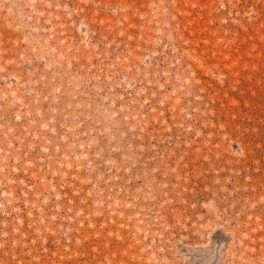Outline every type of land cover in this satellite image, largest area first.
I'll return each instance as SVG.
<instances>
[{"label": "rangeland", "instance_id": "374dc122", "mask_svg": "<svg viewBox=\"0 0 264 264\" xmlns=\"http://www.w3.org/2000/svg\"><path fill=\"white\" fill-rule=\"evenodd\" d=\"M0 264H264V0H0Z\"/></svg>", "mask_w": 264, "mask_h": 264}]
</instances>
